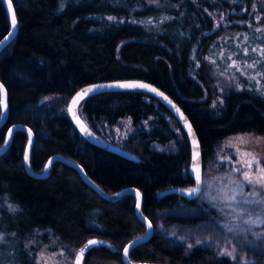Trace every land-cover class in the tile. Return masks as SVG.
I'll list each match as a JSON object with an SVG mask.
<instances>
[{
  "label": "trees",
  "instance_id": "16d2710c",
  "mask_svg": "<svg viewBox=\"0 0 264 264\" xmlns=\"http://www.w3.org/2000/svg\"><path fill=\"white\" fill-rule=\"evenodd\" d=\"M12 2L19 30L0 51V80L9 93L0 149L14 124H26L36 134L30 155L36 173L60 154L82 165L108 194L139 189L154 233L131 249L132 261L244 264L206 244L189 246L168 232H180L193 219L198 228L209 225L204 210L218 192L214 188L192 201L166 193L196 182L190 138L167 106L135 89L91 95L81 104L93 131L137 155L131 160L88 142L64 103L90 83L146 80L170 94L190 117L205 160L223 138L264 135V0ZM11 28L0 0V40ZM125 120L133 131L121 140L115 128ZM13 134L0 156V230L6 235L0 248H13L16 264H31L27 242L32 238L47 241L52 234L81 249L98 237L105 243L89 249L84 263L124 264V248L147 233L136 216V196L109 201L60 160L47 179L31 176L25 167L29 135ZM218 172L211 176L213 184L234 181L228 170Z\"/></svg>",
  "mask_w": 264,
  "mask_h": 264
},
{
  "label": "rangeland",
  "instance_id": "374dc122",
  "mask_svg": "<svg viewBox=\"0 0 264 264\" xmlns=\"http://www.w3.org/2000/svg\"><path fill=\"white\" fill-rule=\"evenodd\" d=\"M61 100L62 97L56 98L57 103ZM68 102L69 100L64 103L65 110ZM83 116L88 122L86 116ZM115 130L119 131L121 140L133 131L127 120ZM250 160L253 161L252 168L246 166ZM260 168H264V135L245 132L223 138L215 146L213 157L205 160L204 166L202 198L212 194L211 190L214 188L218 192L214 198L215 203L204 210L205 220L210 224L198 228L200 222L197 219L188 220L180 232L169 229L171 237L177 236L180 242L189 245L199 240L200 243L196 244L209 245L219 255H225L222 254L225 251L232 253L231 256H225L232 257L237 262L264 264V204L254 202L264 200V187L260 184L250 185L243 176L244 172H249L253 177L258 176ZM224 169L232 174L234 181L230 180L225 184L216 181L213 184L211 181L213 173ZM252 191L259 195H249ZM231 196H235V199L228 198ZM215 207L219 210L211 211V208ZM5 240L6 235L0 230V243ZM27 246L32 255L31 264H74L80 250L76 246L60 242L52 234L47 241H36L32 238L27 242ZM15 253L13 248L7 250L0 248V264H16Z\"/></svg>",
  "mask_w": 264,
  "mask_h": 264
},
{
  "label": "water",
  "instance_id": "95a60500",
  "mask_svg": "<svg viewBox=\"0 0 264 264\" xmlns=\"http://www.w3.org/2000/svg\"><path fill=\"white\" fill-rule=\"evenodd\" d=\"M6 3L8 13L10 14V23L12 24V15L13 12L15 14V27H13L5 36L3 39L0 40V51L4 49L11 41H13L17 37V33L19 30V24L17 23V16L15 13V7L14 3L11 0V8L8 7L7 0H3ZM124 84H146L149 85L150 88H128V87H119L118 85H124ZM0 92H1V98H0V103L2 107V116L0 119V128L5 125L8 116H9V107H8V90L6 89V86L4 83L0 80ZM88 89H93L91 92H87V94L78 96V94L84 93ZM140 90V91H145L148 94L156 97L164 106H167L170 112L176 116V118L179 120L180 124L182 127H184L188 137L190 138L191 141V149H192V154H191V167L190 171L192 172V175L194 176L195 179V184L192 186V188H199L200 191L197 193H194L193 195L189 196L188 195V188L181 187V188H170L169 190L166 191V193L170 192H175L179 193L180 195L185 196L187 199L190 201L192 200H197L202 194H203V187H204V181H203V176H204V161L203 155H202V148H200V142H199V137H197V133L195 130V127L192 124V121L189 116H187L178 103L174 101V99L171 97L170 94L167 92L163 91L160 87H158L156 84H152L149 81L146 80H139V79H121V80H110V81H100L99 83H90L88 85L82 86L80 89H78L70 98V101L68 102L67 105V110L69 117L71 121H73L75 127L77 128L78 131L81 132V134L84 136V138L95 145L96 147L100 149H105L109 152H115L118 155L122 157H127L131 160H136L138 157L137 155H134L132 152L126 150L125 148H121L120 146L116 145L115 143H111L110 141H107L104 138H101L93 129L89 126L88 122L83 118L80 112V106L81 104L89 98L91 95H100L101 93H108L111 91H122V90ZM150 89H155L156 91H151ZM159 93H162L163 95H160ZM76 100V103L74 104L73 101ZM72 109L71 111L69 109ZM78 117V119H77ZM17 130L25 131L29 135V142H28V147L26 150V159H25V167L27 169V172L33 176V177H38L41 179H47L50 172L53 169V165L55 162L58 160L63 161L67 165H71L74 168H76L80 175L82 176L83 180L86 182L88 186H90L92 189L94 188L102 197H105L109 201L115 202L118 199L125 197L126 194H133L136 196V216L139 217V219L146 225L147 228V233L143 236H139V238H136L135 240L131 241L128 243V245L125 248H128V253L125 255L124 250H123V257L122 260L124 264H160L156 262H135L130 259V252L131 249L138 246L141 243L148 242L150 238L152 237L154 233V227L153 223L150 218L146 217L143 214L142 210V203H143V195L139 189L129 187L126 188L125 190H122L120 192H117L115 194H108L105 190H103L100 186L97 185V183L90 178V176L86 173V170L84 167L75 161H73L70 158H67L64 155H54L49 159L46 165V169L44 172H35L31 165H30V160H31V150L35 142L36 134L32 131V129L26 125V124H14L13 127L8 131V137L6 143L3 145V148L0 149V156L3 155L4 152L8 150V148L11 146V142L13 139V133ZM197 175L201 177V180H197ZM191 189V188H189ZM149 224H151V227H149ZM97 241L99 244H104L105 241L99 239L98 237L89 239V241ZM87 242L86 246L84 248H81L77 253V256L74 260V264H77V260H81V264L84 263L85 256L88 253V250L95 247V245H89ZM110 244L109 242H107ZM124 248V249H125ZM83 250V257L81 258V251ZM166 264V263H162Z\"/></svg>",
  "mask_w": 264,
  "mask_h": 264
},
{
  "label": "snow or ice",
  "instance_id": "6c2138e0",
  "mask_svg": "<svg viewBox=\"0 0 264 264\" xmlns=\"http://www.w3.org/2000/svg\"><path fill=\"white\" fill-rule=\"evenodd\" d=\"M7 4H8V7L11 8V0H7ZM15 23H16V20H15V14L13 12V15H12V25L13 27H15ZM119 87H128V88H150L149 85H146V84H124V85H118ZM0 88H2V86H0ZM151 91H156L155 89H150ZM93 91V89H88L86 90L84 93L82 94H78V96H82V95H85L87 94V92H91ZM160 95H163L162 93H159ZM73 103L75 104L76 103V100L73 101ZM70 111L72 110L71 108L69 109ZM78 119V117H77ZM242 139V138H241ZM245 155H250L248 153H245ZM242 163V162H241ZM256 163H259V161H256ZM248 168H252L253 166V161H248L247 162V165H246ZM243 176H244V179L250 184V185H256V184H260L262 187H264V168H260L259 169V175L258 176H255L253 177L252 175H250L249 172H244L243 173ZM197 180L200 181L201 180V177L199 175H197ZM200 189L199 188H191V189H188L187 192H188V195L191 196L193 195L194 193H197L199 192ZM249 195H259V193H256L255 191H252L249 193ZM229 199H235V196H231V197H228ZM247 202V201H246ZM255 203L257 204H264V200H256L254 201ZM149 227H151V224H149ZM89 245H96L98 242L93 240V241H89L88 242ZM196 243H200L199 240L196 241ZM190 246V245H189ZM124 253L125 255H127L128 253V248H125L124 249ZM222 254H225V255H229L231 256L232 253H229L227 251H225L224 253ZM83 257V250L81 251V258ZM77 264H81V260L78 259L77 260Z\"/></svg>",
  "mask_w": 264,
  "mask_h": 264
},
{
  "label": "flooded vegetation",
  "instance_id": "af4514ba",
  "mask_svg": "<svg viewBox=\"0 0 264 264\" xmlns=\"http://www.w3.org/2000/svg\"><path fill=\"white\" fill-rule=\"evenodd\" d=\"M102 240V239H101ZM83 264H85V263H83Z\"/></svg>",
  "mask_w": 264,
  "mask_h": 264
}]
</instances>
